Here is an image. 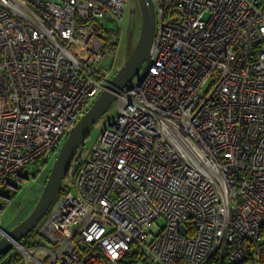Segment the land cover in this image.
<instances>
[{
	"label": "built area",
	"instance_id": "built-area-1",
	"mask_svg": "<svg viewBox=\"0 0 264 264\" xmlns=\"http://www.w3.org/2000/svg\"><path fill=\"white\" fill-rule=\"evenodd\" d=\"M152 1L149 62L23 264H264V0ZM127 2L0 0V212L113 77Z\"/></svg>",
	"mask_w": 264,
	"mask_h": 264
},
{
	"label": "water",
	"instance_id": "water-1",
	"mask_svg": "<svg viewBox=\"0 0 264 264\" xmlns=\"http://www.w3.org/2000/svg\"><path fill=\"white\" fill-rule=\"evenodd\" d=\"M130 8L137 7L140 11V32L139 38L134 45L133 51L129 54L126 62L116 71L115 75L105 85L93 101V104L75 122L65 136V140L59 148L54 163L48 172L43 190L38 198L36 206L23 221L18 223L12 230L5 232L0 228V257L11 250L16 244L27 237L29 233L37 228L38 223L47 214L56 195L60 192L62 182L75 175L78 163L75 157L79 147L88 137L89 131L95 122L107 112V109L114 103L115 94L122 90L129 80L136 74L144 62H149L150 46L155 30V11L152 0H128ZM135 13L132 12L128 18V34L134 27ZM29 180V178H26ZM39 241L32 242L38 244Z\"/></svg>",
	"mask_w": 264,
	"mask_h": 264
},
{
	"label": "rangeland",
	"instance_id": "rangeland-1",
	"mask_svg": "<svg viewBox=\"0 0 264 264\" xmlns=\"http://www.w3.org/2000/svg\"><path fill=\"white\" fill-rule=\"evenodd\" d=\"M125 18L123 20V28L121 32V39L117 45V53L116 58L114 62V69H113V76L115 75L116 71L126 62L125 60L128 58L129 54L133 51V47L136 44L138 38H139V32H140V11L137 7H135L133 10L130 8L128 2L125 7ZM132 12L135 13V30L132 33L131 36L128 35V21L126 20L127 16H129ZM103 23L107 25L109 28H114L117 25L115 22H112L110 20L103 19ZM105 61V60H104ZM108 64H110V61H107ZM145 63L143 64V66ZM117 115L116 106L113 103L108 109L104 116L100 117L94 124V126L89 131L88 137L84 140L83 144L79 147L78 153L82 155V159L89 153L91 150V147L95 144V141L99 137V133L101 132V129L104 126V122L106 120H111L115 118ZM65 136L60 143V146L65 140ZM58 151L52 156L48 157L46 160L39 161L37 163V166L35 169L36 171H33V174H30L28 181H23L18 186V189L11 192L12 198L10 196L9 202L3 204L2 211L0 212V226L5 232H8L13 229L18 223L23 221L25 217H27L33 208L36 206V203L38 201V198L43 190V180L46 176H48V172L51 169L53 165V161L56 157V155L59 152ZM78 154V156H79ZM75 176L72 177V179ZM47 178V177H46ZM70 179V180H72ZM25 180V179H24ZM46 181V179H45ZM64 182H68L67 179H65ZM164 225V219L159 217L156 221L153 222L151 225L149 231H151V234L148 236V240L152 238L153 235H157L160 232V228H162ZM1 239V235H0ZM22 242V241H21ZM25 245V242H23ZM135 264H145L141 261H137Z\"/></svg>",
	"mask_w": 264,
	"mask_h": 264
},
{
	"label": "trees",
	"instance_id": "trees-1",
	"mask_svg": "<svg viewBox=\"0 0 264 264\" xmlns=\"http://www.w3.org/2000/svg\"><path fill=\"white\" fill-rule=\"evenodd\" d=\"M78 154L79 153H77L74 160L77 161L78 165H80L83 159H82V155L79 154V156H78ZM37 163H39V162L38 161L35 162V168L37 166ZM36 170L37 169H33V171H36ZM32 172L29 173V176H30V174H33ZM46 177H45V179H47ZM45 179L43 180V183L45 182ZM66 179L68 181H70L69 177H67ZM64 183H67V182H64ZM11 198H12V195H11ZM35 232L36 231L33 230L31 233H29L27 235V237H25V239H23L22 242H20V244L24 245L23 242H25V245L30 246L32 244V242H34V240H35V236H34ZM22 260H23L22 254L15 247H13V248H11L10 251H8L6 254H4L0 257V264H23ZM136 262L137 261H135V260L131 261V264H135Z\"/></svg>",
	"mask_w": 264,
	"mask_h": 264
},
{
	"label": "flooded vegetation",
	"instance_id": "flooded-vegetation-1",
	"mask_svg": "<svg viewBox=\"0 0 264 264\" xmlns=\"http://www.w3.org/2000/svg\"><path fill=\"white\" fill-rule=\"evenodd\" d=\"M128 18H129V16H127V18H126L127 21H128ZM134 30H135V24H134L133 30L131 31V33L129 34V36L132 35V33L134 32Z\"/></svg>",
	"mask_w": 264,
	"mask_h": 264
}]
</instances>
